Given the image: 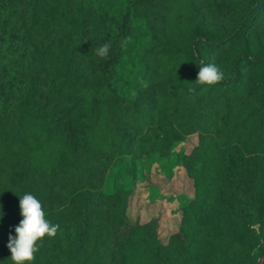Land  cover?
<instances>
[{
    "label": "trees",
    "instance_id": "16d2710c",
    "mask_svg": "<svg viewBox=\"0 0 264 264\" xmlns=\"http://www.w3.org/2000/svg\"><path fill=\"white\" fill-rule=\"evenodd\" d=\"M191 136L162 240L105 179ZM25 193L59 225L31 264H264V0H0V264Z\"/></svg>",
    "mask_w": 264,
    "mask_h": 264
},
{
    "label": "rangeland",
    "instance_id": "374dc122",
    "mask_svg": "<svg viewBox=\"0 0 264 264\" xmlns=\"http://www.w3.org/2000/svg\"><path fill=\"white\" fill-rule=\"evenodd\" d=\"M194 141V136H191L187 137L183 144L175 142L165 157L158 155L139 157L135 163L134 180L130 178L126 170L128 158H125L124 162L113 165L105 179L104 189L106 191H112L121 185L135 187L133 198L129 204V217L137 216L140 221H143L151 215H157L159 236L162 240L173 230L177 223L176 211L185 202L184 197L175 194L189 195L191 191L189 182L179 169V156L181 145L187 151ZM147 175L146 182L154 187L144 186L143 179ZM164 175L172 177L170 180H165ZM155 188L162 193L159 194ZM151 201L153 204H148Z\"/></svg>",
    "mask_w": 264,
    "mask_h": 264
},
{
    "label": "clouds",
    "instance_id": "9594fccd",
    "mask_svg": "<svg viewBox=\"0 0 264 264\" xmlns=\"http://www.w3.org/2000/svg\"><path fill=\"white\" fill-rule=\"evenodd\" d=\"M130 38H125L122 44L126 46ZM111 49V43L105 42L95 50L96 56L107 59ZM223 71L215 64L200 66L196 83L206 86H214L224 80ZM147 88V82H143ZM20 209L23 219L15 228L16 236H9L7 245L11 252L13 264H31L36 259V253L42 247L45 237L52 238L57 235L58 224H53L46 219L41 202L31 193H25L20 197Z\"/></svg>",
    "mask_w": 264,
    "mask_h": 264
}]
</instances>
